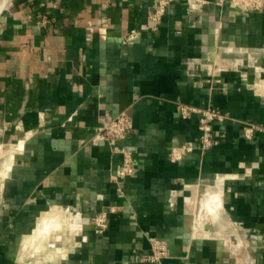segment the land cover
<instances>
[{
    "label": "crops",
    "instance_id": "crops-1",
    "mask_svg": "<svg viewBox=\"0 0 264 264\" xmlns=\"http://www.w3.org/2000/svg\"><path fill=\"white\" fill-rule=\"evenodd\" d=\"M204 1L173 0L153 29L154 0H0V264H21L53 211L71 219L47 236L59 264H264V132L243 134L264 124V8ZM176 102L225 114L220 142L202 150L200 114ZM124 110L134 172L118 179L123 155L90 140ZM207 190L220 207L198 224Z\"/></svg>",
    "mask_w": 264,
    "mask_h": 264
},
{
    "label": "built area",
    "instance_id": "built-area-1",
    "mask_svg": "<svg viewBox=\"0 0 264 264\" xmlns=\"http://www.w3.org/2000/svg\"><path fill=\"white\" fill-rule=\"evenodd\" d=\"M155 6L149 12V20L152 28H157V23L165 15L169 5L173 0H154ZM198 4L205 3L204 0H193ZM229 3L242 11H258L264 8V0H228ZM136 33L131 32L127 37L128 40L135 38ZM179 113L184 117H191L195 113L200 114L199 128L201 130V148L205 150L220 142V136L213 128V121L222 120L226 117L219 110L213 107L200 108L185 102H176ZM243 134L246 138L252 139L257 132H264V124L244 121ZM135 131L133 116L127 111H121L113 118L103 120L94 130L91 137V143L98 145L101 142H108L114 152L123 155V163L119 169L116 178L124 179L134 172V154L133 151L121 142ZM193 150L192 143L183 144L175 147L171 151V160H179L187 153ZM115 207H110V211H115ZM108 212L104 211L94 218V230L97 233H103L108 228ZM152 252L144 258L152 262H160L168 254V244L165 240L159 238H151Z\"/></svg>",
    "mask_w": 264,
    "mask_h": 264
},
{
    "label": "rangeland",
    "instance_id": "rangeland-1",
    "mask_svg": "<svg viewBox=\"0 0 264 264\" xmlns=\"http://www.w3.org/2000/svg\"><path fill=\"white\" fill-rule=\"evenodd\" d=\"M104 211H107L109 215V209H106L101 211L100 213H97L95 216L101 214ZM54 213L57 212L53 211L52 215H54ZM62 213H63V221H64L62 226L63 228L61 226L52 228L50 235L48 237L56 236V234L62 231V229L64 230L65 223L67 224L70 223L71 219L69 217V214L63 211ZM194 214L196 221L198 222V224H200L202 216L200 215L201 213L199 209L196 212L194 211ZM215 223L217 222L215 221ZM48 237H45L38 243H31L27 247L23 246L19 254V261L21 262V264H59L60 255L58 253L59 252L58 250H60V247L58 241L51 243ZM53 240L55 241L56 239L54 238Z\"/></svg>",
    "mask_w": 264,
    "mask_h": 264
},
{
    "label": "bare ground",
    "instance_id": "bare-ground-1",
    "mask_svg": "<svg viewBox=\"0 0 264 264\" xmlns=\"http://www.w3.org/2000/svg\"><path fill=\"white\" fill-rule=\"evenodd\" d=\"M5 5V3H4ZM3 5V6H4ZM208 191V190H207ZM198 199L197 202H201V216L202 219L206 218L207 216H214L220 207V197L216 192L208 191L206 193H201L197 195ZM196 197V198H197ZM198 208V206H197ZM59 215H53V216H46L42 218L39 222V227L35 232V235L33 237L34 243H37L38 241L42 240L43 238L49 236L52 228H56L61 226V222L58 220ZM204 229H211L209 225H206L203 227Z\"/></svg>",
    "mask_w": 264,
    "mask_h": 264
}]
</instances>
